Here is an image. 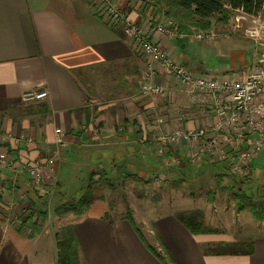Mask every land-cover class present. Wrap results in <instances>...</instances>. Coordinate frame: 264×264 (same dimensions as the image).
Returning <instances> with one entry per match:
<instances>
[{"label":"crops","instance_id":"obj_1","mask_svg":"<svg viewBox=\"0 0 264 264\" xmlns=\"http://www.w3.org/2000/svg\"><path fill=\"white\" fill-rule=\"evenodd\" d=\"M113 1L129 21L149 14L147 1ZM99 4V0H0V131L16 136L30 132L38 140L39 136L44 138V143L51 142L54 127L66 131L65 159L62 165L58 163L57 174L44 172L42 187L46 189L55 176L57 186L67 180L63 177L67 170L80 171L84 180L93 173L96 180L122 178L124 172H131L129 167L145 172L153 165L149 160L151 150L135 145L137 134L146 131L136 133L139 123L143 124L142 111L155 110L154 100L137 93V80L145 63L135 55L120 24L110 23ZM162 7L161 14H168L167 5ZM242 14L235 11L234 20L226 23L210 20L206 30L212 33L210 37L197 39L198 30L189 27L190 33L178 38L162 34L154 39L193 75L239 80L248 74L256 56L254 43L235 27V19ZM159 17L177 23L170 17ZM156 80L168 91L158 104L159 111H174L169 109L173 105L191 118V111H202L216 97L190 95L171 75ZM39 92H47L41 101L27 105L22 102L25 94ZM89 98L96 104H88ZM91 116L101 129L95 144L91 133L81 130L82 123ZM186 125H193L190 119ZM41 143L39 147H17L20 163L44 160L45 145ZM166 177L170 180L169 173ZM27 178L15 176L8 169L0 171L1 182L12 183L11 187L0 188V264H57L56 230L50 231L45 225L30 238L16 216L32 197ZM108 213V200L96 198L71 223L85 264H162L145 243L166 254L171 264H264V236L242 241L214 237L190 232L173 212H150L140 221L133 213L144 239L141 241L126 219L110 221L105 218ZM239 242L250 243L251 252H204L210 246Z\"/></svg>","mask_w":264,"mask_h":264},{"label":"rangeland","instance_id":"obj_2","mask_svg":"<svg viewBox=\"0 0 264 264\" xmlns=\"http://www.w3.org/2000/svg\"><path fill=\"white\" fill-rule=\"evenodd\" d=\"M144 1L149 3V14L147 16L143 15V17H140L141 20L137 21H128V15L118 8L113 0H102L104 5L100 3L99 9L103 15L106 14L107 16L110 14V6L117 8L124 17L120 25V29H123L124 33L125 27L129 26L128 22H131L145 33L149 41L158 45L165 52L162 45L154 39V36L162 35L156 31V27L164 22L159 16L162 15L164 19L169 17L168 14H161L162 4L173 0ZM141 5L143 4L141 3ZM254 17H260L264 21V9L262 13ZM247 18L248 20H235V24L239 25V27H235L241 30L242 34L245 27L252 25L251 16L247 15ZM232 19L234 20V15L230 16L228 21ZM109 21L110 23L113 22L112 19H109ZM173 23L176 31L171 38H178L190 33L189 31L187 33L180 31L178 24ZM194 29L198 30L195 34L204 33L205 37L212 36V33L206 30ZM243 36L246 37L245 35ZM131 45L135 55L145 63V67L137 80V93L154 100L155 103L154 111L149 113L142 111L143 114L140 113V117H143H141V123L143 122V124L138 122L139 128L136 129V133L143 129H146V131H141L137 134L135 145L137 144L143 149L151 150L149 160L153 165L146 167L145 172L143 171L144 173L142 170L134 169L136 167H129L128 169H131V172H124L125 175H121L122 178L112 177L104 179L101 177L96 179L93 185L95 198L108 200L110 219L124 216L128 206L131 209L133 207L135 210L133 213L137 221L143 220L147 215H151L150 212L152 214L173 212L176 215L185 212L194 214L195 219L201 221L202 227L206 230V232L201 234H211L214 237L228 236L239 241L252 238L253 236H264V123L259 126L262 135H259L260 132L247 131L244 135L239 136L238 133H234L225 126V121L232 111L223 115H217V111H214L216 100L225 104L230 100L229 97L193 89L177 78L175 79L179 81L182 89H185L190 95L199 94L206 98L210 95H216L213 103H207L202 111H191L193 114L191 118L186 116L187 114L184 111H176L173 105H170L169 109H174V111H159L160 106L158 104L161 103L162 97L168 96V91L161 83L157 82L156 78L166 74L159 69L156 62L151 61L149 57L137 51V47L132 41ZM262 51H264V47ZM255 54L257 53L254 52ZM257 61L255 56V59L249 65L248 71L252 69ZM178 64L182 65L180 62ZM150 71H155L152 78L147 76ZM89 76L92 78L91 75ZM242 79L240 78L239 80ZM140 82L145 83L144 85L153 84L161 89L163 88V91L154 93L145 90L139 85ZM22 99H24V96ZM89 100L91 101L88 104H96L97 102L91 98ZM39 101L41 100H23L22 102L27 105ZM120 112L130 114L128 111ZM196 113L197 119L196 115L194 117ZM188 119L193 124L191 127L186 125ZM241 120L246 121L247 117H244L243 120L242 116ZM163 127H167V129L162 130ZM81 130L85 133H91L92 138H94L92 141L94 144L101 133L95 116H91L87 123L84 121L81 125ZM231 134L232 138L240 139L241 141L233 143L232 148H226V136ZM39 138L40 140L36 139L34 134L30 132L20 133V135L16 136L0 131V147H4L3 151L0 150V171L8 169L15 176L19 174L26 175L30 185L27 189L31 193V198L35 201L31 206L29 198V205L26 209L20 214L16 215L14 213L20 217V226L24 228L28 237L32 231L34 232L39 228L43 230L42 228L45 225L48 230H56V232L65 225H71L75 220V216L72 213L62 212L56 214L53 209L58 202L75 203L77 196L74 192L77 193L78 187L82 184V179L84 180L85 178V175H82L80 171L75 169L73 171L67 170L63 173V177L67 178V180L60 182L57 186V176H55L52 179L53 183L47 189L44 185L42 187L45 171H49L54 175L57 174V165L59 162L61 164L65 159L68 142L66 140V131L59 126L54 127L50 143H44L46 140L41 136ZM249 138L259 140V149L252 152V154H245L246 156L243 159L238 156L233 160L236 163L234 164L232 159L231 161L229 160L230 156L228 154L233 151L235 153L246 151L250 147L247 143ZM229 141L231 142L232 140L229 139ZM11 143L16 146L13 147ZM39 143L45 145L46 157L44 160L38 159L21 164L20 157L16 156V150H19L18 148L20 147H39ZM248 151H250V148ZM168 173L170 180L166 177ZM83 182V185H85L87 178ZM10 184L12 183H8L7 180L6 184H4V180L3 182L0 180V188L6 185L11 187L12 185ZM238 193L240 195L243 194L240 201L236 197ZM247 199L254 202L255 206H257L255 208L257 209V215L260 217L259 220L252 214ZM240 203L242 206H240ZM29 207L33 210L34 215L29 222H26L28 221L26 217L29 215ZM41 212H44L45 216L39 214ZM34 222L36 224L35 228L32 226ZM26 223L29 224L26 225ZM27 226L28 229L26 228ZM159 252L162 253L161 250Z\"/></svg>","mask_w":264,"mask_h":264},{"label":"built area","instance_id":"obj_3","mask_svg":"<svg viewBox=\"0 0 264 264\" xmlns=\"http://www.w3.org/2000/svg\"><path fill=\"white\" fill-rule=\"evenodd\" d=\"M103 4L102 0H99ZM104 5V4H103ZM104 7V6H103ZM110 14L107 17L113 20L112 24H122L124 20L122 13L115 7L110 6ZM244 15V16H243ZM237 17V21L240 19L248 20L247 15L243 14ZM235 19V20H236ZM252 19V20H251ZM252 25L247 26L243 30V35L254 43L256 49L257 62L253 65L252 69L242 80H232L228 78H209L205 76L197 77L188 71L183 65L175 62L167 53L162 51L160 47L153 42L149 41L145 33L138 28L135 24L128 22L129 26L125 27V35L130 39L137 47L142 55L150 58L151 61L158 64L159 69L167 74L179 79L182 83L188 85L193 89H198L204 92H210L213 94L218 93L219 95H225L230 100L223 104L216 100L214 111H217V115H223L226 112L232 111L230 116L225 121V126L230 128L234 133L238 135H244L245 132H260V125L264 123V21L260 17H251ZM129 21V20H128ZM239 27V25H236ZM156 31L160 34L173 36L176 27L173 21L168 20L156 27ZM197 39H202L206 35L204 33H197ZM213 36V35H212ZM260 52V53H259ZM155 71L147 73L148 78H152ZM145 83L140 82L139 85L145 89L154 93H160L161 89L153 84L144 85ZM47 92L39 93H27L24 95L26 101L29 100H42L46 97ZM247 117L246 121H242L241 117ZM239 121V122H238ZM225 147L232 148L233 143L240 142V139L226 136ZM229 139L232 141L230 142ZM248 149L241 153H229V160L232 162L238 156L245 158V154L254 152L259 149L260 142L256 138H249L247 140ZM236 164L235 162H233Z\"/></svg>","mask_w":264,"mask_h":264},{"label":"trees","instance_id":"obj_4","mask_svg":"<svg viewBox=\"0 0 264 264\" xmlns=\"http://www.w3.org/2000/svg\"><path fill=\"white\" fill-rule=\"evenodd\" d=\"M169 9L168 16L178 23V29L182 32L187 33L189 27L199 28L207 30L210 27V20L214 19L219 23H226L230 16L234 15L235 11H240L249 16H258L262 13L264 9V0H173L165 3ZM94 174L91 173L87 177V182L82 185L77 190L76 202L72 204L58 203L54 207V212L56 214L62 212H70L74 216H81L84 214L86 209L92 204L96 199L93 193V185L95 180L93 179ZM240 193L236 195L238 200L241 199ZM250 205L251 212L256 219L259 220L257 215V206L255 203L247 199ZM33 198H30V205L34 204ZM240 206L242 204L240 203ZM256 207V208H255ZM241 208V207H240ZM29 215H27L26 222H29L32 218L33 210L29 207ZM39 214H43L41 212ZM109 213L106 214L105 218L108 220H113L109 218ZM194 214H189L182 212L177 214V218L184 224L186 228L192 233H203L206 232L202 227L201 221L195 219ZM126 219L133 227L134 231L138 235L141 241H144L143 236L139 227L133 217V210L128 206L125 215L122 216ZM33 228H35V222L32 223ZM41 231L39 228L36 231H32L29 237L34 236L33 234H38ZM212 232V231H209ZM208 232V233H209ZM214 232V231H213ZM56 238V248H57V264H85L83 260L80 244L76 236L73 225H65L60 228L55 234ZM146 248L157 258L162 264H171L170 260L164 257L166 254H162L156 251L155 248L145 243ZM205 253H212L217 255L224 254H249L251 252L250 243H221L216 246H210L204 249Z\"/></svg>","mask_w":264,"mask_h":264}]
</instances>
